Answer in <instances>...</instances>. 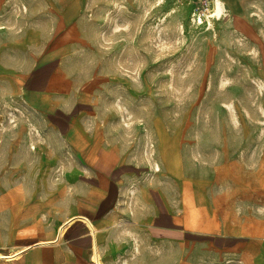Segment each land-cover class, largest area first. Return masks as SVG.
Returning a JSON list of instances; mask_svg holds the SVG:
<instances>
[{"label":"rangeland","instance_id":"374dc122","mask_svg":"<svg viewBox=\"0 0 264 264\" xmlns=\"http://www.w3.org/2000/svg\"><path fill=\"white\" fill-rule=\"evenodd\" d=\"M63 4L66 44L40 45ZM200 6L0 0V252L53 235L72 206L91 208L78 192L101 175L129 221L115 228L109 264H252L222 245L212 211L197 210L178 234L129 220L132 203L150 204V192L171 214L179 182L167 145L177 144L184 176L195 162L212 183L219 212L264 169V85L252 52L228 45L219 17L194 19Z\"/></svg>","mask_w":264,"mask_h":264},{"label":"crops","instance_id":"0c3cea01","mask_svg":"<svg viewBox=\"0 0 264 264\" xmlns=\"http://www.w3.org/2000/svg\"><path fill=\"white\" fill-rule=\"evenodd\" d=\"M219 2L222 5V15L214 19L218 29L229 42L228 45H244L251 50L252 64L256 67L259 81L264 85V0ZM55 14L56 26L51 31V37L40 45L66 44L64 4L55 9ZM163 157L179 182V195L174 199L176 204L171 206V214H168L160 196L150 192L153 199L150 204L141 196V202L132 203V211L129 213L133 215L129 218L133 225H166L172 227L173 234H178L183 221V225H191L190 220L197 210L208 215L212 211V220L221 218L219 223L223 231H226L221 233V241L224 243L222 245H226L238 257L251 259L252 264H264V169H261V165L254 170L252 186L238 192L240 195L236 204L227 198L226 203L220 204L219 212L218 205H215L216 197L212 191V183L206 181V178H203L205 181L198 178L200 175H197L195 162L192 170L184 176L178 160L177 144L175 147L167 145ZM106 177L110 178V175ZM94 183L90 190L78 192L82 201L91 203V208L86 211L76 206L67 209L61 221L67 224L62 233L57 234L56 229L53 235L49 234L44 239L28 245L27 250L11 260L18 259L21 264H94L92 255L97 244L102 261L109 264L104 253L109 250L111 243L116 242L113 238L117 231L115 228L118 225H126L129 221L121 217L118 208L114 206L115 199L107 198V185L101 181V175L96 176ZM72 208L76 212L71 215ZM149 209H163V212L154 216L153 212L149 213Z\"/></svg>","mask_w":264,"mask_h":264},{"label":"bare ground","instance_id":"6f19581e","mask_svg":"<svg viewBox=\"0 0 264 264\" xmlns=\"http://www.w3.org/2000/svg\"><path fill=\"white\" fill-rule=\"evenodd\" d=\"M217 10L218 11L221 10V5H220L219 2L217 3ZM65 225H67V224H64V222H62L58 226L57 234H58V232L62 233V231L64 230ZM95 230H96V228H95ZM94 233H96V231ZM44 243H46V242H44ZM27 249H28V246H23L21 249H17V250H14V251H10L8 253L0 252V259H5V260L15 259V258L19 257L24 250H27ZM92 260H93V263L94 264H104V262L102 261V259L100 257V254L98 252V246H97V244L94 247V251H93V255H92Z\"/></svg>","mask_w":264,"mask_h":264},{"label":"built area","instance_id":"2783aa9c","mask_svg":"<svg viewBox=\"0 0 264 264\" xmlns=\"http://www.w3.org/2000/svg\"><path fill=\"white\" fill-rule=\"evenodd\" d=\"M200 2L201 6L194 14V19L196 18L198 22H202V20L207 17L213 18L222 15V11L219 13L217 12V3L219 0H200Z\"/></svg>","mask_w":264,"mask_h":264}]
</instances>
